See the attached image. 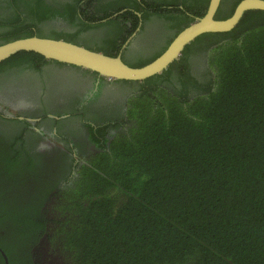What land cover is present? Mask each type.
Listing matches in <instances>:
<instances>
[{
    "label": "trees",
    "instance_id": "trees-1",
    "mask_svg": "<svg viewBox=\"0 0 264 264\" xmlns=\"http://www.w3.org/2000/svg\"><path fill=\"white\" fill-rule=\"evenodd\" d=\"M4 1L0 6L6 4L8 14L0 17V43L37 35L110 56L120 54L127 35L107 37L93 47L80 42V35L100 27L94 21L109 17L108 22L119 25L130 20L134 29V10L143 16L147 12L138 0ZM239 1L221 0L215 18L230 16ZM208 2L183 1L185 11L175 8L181 18L166 15L176 18L173 36L154 53L127 64L139 67L157 57L182 28L204 14ZM158 3L150 8L174 4ZM54 15L75 30L41 28ZM189 55L205 57L200 75L192 72ZM32 56L43 58L19 51L1 61L0 70L15 61L30 62ZM123 81L139 91L129 99L132 126L116 133L108 149L97 152L91 165H82L80 177L56 193L70 201L61 207L67 211L66 258L72 264H264V11L248 10L233 29L197 36L161 73ZM0 149L4 166L15 160L33 169L42 158L26 148ZM6 170L10 185L0 183V194L18 193L22 188L10 166L1 175ZM38 175L41 194H35L32 209L27 200L0 196V222L23 236L34 224L45 223L37 207L57 184ZM13 245L0 241L8 264H33L26 253L13 261V251L18 254ZM0 264H5L1 254Z\"/></svg>",
    "mask_w": 264,
    "mask_h": 264
},
{
    "label": "flooded vegetation",
    "instance_id": "flooded-vegetation-1",
    "mask_svg": "<svg viewBox=\"0 0 264 264\" xmlns=\"http://www.w3.org/2000/svg\"><path fill=\"white\" fill-rule=\"evenodd\" d=\"M48 1L55 5L64 0ZM138 1L147 12L143 16V13L134 10L136 18L132 20L137 22L134 29L130 20H125V25H119L108 22L110 17L100 19L92 23H101L100 27L85 30L80 35V42L93 47L95 43H103L107 37L127 35L119 50L126 63L149 56L162 48L175 32L172 23L176 18L166 19V15L181 18L175 8L185 11L183 1L189 5L196 4L199 0H167L174 4L162 6L163 9L150 8V4H159L162 0ZM1 2L6 3L4 0H0ZM5 5L0 6V17L8 14ZM56 7L59 8L58 5ZM167 9H172V12H167ZM188 15L191 16L190 13ZM115 16L117 14L112 15ZM47 23V26L43 25L41 28L75 30L59 15H54ZM121 26L124 27L117 29ZM131 28L132 31L128 34ZM30 60L15 61L0 70V138L5 139L0 141V146L5 151L14 148L21 151L26 148L29 154L35 153L42 158L33 169H24L13 164V160L12 165H9L10 172L18 180L16 186L21 185L22 189L18 193L5 194L27 200L32 209L37 198L35 194H41L37 190L40 186L35 179L37 172L38 176L56 179L57 184L56 188H49L45 201L37 207L45 223L34 224L33 229L23 236L22 232H15L14 226L0 222V241L14 244L18 254L12 250L13 261H21L19 255L26 253L33 264H72L66 258L68 252L63 248L64 214L67 211L61 208L70 201L62 198V195H56L57 190L64 189L66 183L71 185L79 178L82 165H91L90 161L97 152L107 150L116 133L128 131L134 121L128 115L129 99L139 91L134 83L111 79L74 65L37 56H32ZM199 60L191 55L187 57L190 68L196 75L201 74V67L206 68L205 57L201 56ZM102 128H106L108 132H99ZM5 158L9 160V157ZM3 163L4 160L0 158V170L9 167ZM5 172L7 174L3 176L0 172V183L4 188V184L10 185L8 178L11 175L9 170ZM6 195L0 194L7 198ZM22 244H25L24 247H21ZM1 252H4L2 248L0 254L3 257ZM3 261L5 263L4 257Z\"/></svg>",
    "mask_w": 264,
    "mask_h": 264
},
{
    "label": "water",
    "instance_id": "water-1",
    "mask_svg": "<svg viewBox=\"0 0 264 264\" xmlns=\"http://www.w3.org/2000/svg\"><path fill=\"white\" fill-rule=\"evenodd\" d=\"M220 1L209 0L202 16L195 17L173 37L157 57L139 67L125 63L120 54L110 56L102 51L92 50L70 41L37 35L0 43V62L19 51H27L39 54L46 59L88 69L111 79L143 80L167 69L174 60H178L184 47L197 36L233 29L248 10L264 11V0H240L230 16L218 19L215 18V14ZM1 253L5 264H8L6 254Z\"/></svg>",
    "mask_w": 264,
    "mask_h": 264
}]
</instances>
